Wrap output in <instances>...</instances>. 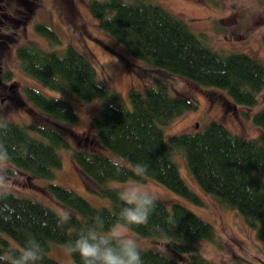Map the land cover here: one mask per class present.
I'll return each instance as SVG.
<instances>
[{
  "label": "trees",
  "instance_id": "1",
  "mask_svg": "<svg viewBox=\"0 0 264 264\" xmlns=\"http://www.w3.org/2000/svg\"><path fill=\"white\" fill-rule=\"evenodd\" d=\"M88 8L103 30L132 57L199 86L222 89L238 105H257L264 89V63L259 59L242 52L219 53L196 36L184 19L148 0H89ZM36 30L49 43L60 42L49 25ZM261 39L264 45V33ZM16 56L22 71L49 89L72 92L87 101L101 100L91 125L102 150L84 146L79 133L67 128L79 121L67 100L26 86L23 93L28 103L49 117L51 124L11 121L4 137L12 157L7 171L12 174L14 168L36 178L52 179L55 169L62 166L58 150L66 149L88 190L108 198L111 205L94 206L74 190L50 183L47 191L72 213V219L60 227L54 209L7 192L0 197V252L35 238L45 248L41 264H62L47 255L51 242L65 245L97 215L111 227L121 202L117 199L119 188L109 182L127 179L112 167L113 156L123 157L129 166L138 162L148 165V181L191 204L202 205L200 195L181 175L173 150L183 155L198 187L241 215L264 243V108L251 116L259 128L256 138L242 137L213 120L204 129L171 135L167 142L163 126L195 109L194 99L171 95L167 85L157 81L143 91L129 90L125 100L108 79L97 77L92 59L71 45L57 53L28 43L17 48ZM131 230L164 246L141 247L143 264H210L195 242H215V228L179 201L158 199L149 223ZM71 256L81 264L78 255Z\"/></svg>",
  "mask_w": 264,
  "mask_h": 264
},
{
  "label": "rangeland",
  "instance_id": "2",
  "mask_svg": "<svg viewBox=\"0 0 264 264\" xmlns=\"http://www.w3.org/2000/svg\"><path fill=\"white\" fill-rule=\"evenodd\" d=\"M148 1L159 4L171 14L184 19L196 36L219 53H247L264 63V45L261 39L264 33L262 14L264 0ZM37 2L42 9L40 14L32 19L38 17L42 23L49 25L58 35L60 42L49 43L31 26L20 35V42L38 45L57 53H63L67 46H73L92 59L97 68V77L108 79L125 100L129 90L143 91L146 86L156 85L157 81H162L167 85L171 95H183L196 101L195 109L186 110L163 126L167 142L171 135L192 132L198 128L204 129L213 120L223 123L231 132L245 138H256L259 135V128L251 121V116L264 108V89L259 94L256 106L250 108L238 105L222 89L199 86L132 57L121 43L103 30L99 20L90 13L89 0H37ZM15 47L16 44L5 51V59L12 68L11 80L6 84L15 83L17 89L9 92L12 100L0 115L6 116L12 111H18L11 117V121L19 124L32 121L51 124L49 117L31 107L23 93L25 86L37 88L49 96L67 100L79 116V121L67 128L79 133L78 138L85 140L84 146L102 150L95 140V129L91 125L101 100H83L75 93L54 91L36 82L22 71ZM60 129L67 132L65 128ZM29 131L34 136L41 137L32 129ZM71 136L69 137L72 143L76 145L74 134ZM58 152L62 166L55 169V176L52 179L36 178L14 168L11 174L7 171L11 167L9 165L4 170L10 183L7 192L29 197L60 213L62 209H66L47 191V186L55 183L74 190L94 206H110L108 198L93 193L85 186V180L74 165L70 151L59 149ZM105 153L107 154V151ZM173 156L189 187L200 195L202 205L187 202L155 181L149 180L148 183L157 190L159 199L166 203L179 201L214 226L215 242L204 239L195 242L210 264H264V243L258 239L255 230L236 211L225 207L215 197L204 193L198 187L191 178L180 152L173 150ZM122 184V181L109 182L110 186L117 188ZM132 234L139 239L142 248H164L163 244L156 240L142 237L133 231ZM47 255L62 264H76L72 256L66 252L64 244L51 242Z\"/></svg>",
  "mask_w": 264,
  "mask_h": 264
},
{
  "label": "clouds",
  "instance_id": "3",
  "mask_svg": "<svg viewBox=\"0 0 264 264\" xmlns=\"http://www.w3.org/2000/svg\"><path fill=\"white\" fill-rule=\"evenodd\" d=\"M8 102L0 104V112ZM0 115V197L7 195L10 187L5 169L11 162V155L4 142L11 117ZM110 163L118 174L127 177L117 190L121 207L111 227H106L102 216L97 215L74 239L64 245L69 255H78L81 264H143L139 239L132 234L134 226L147 225L159 199L157 190L148 183L149 168L144 163L129 166L123 157L114 156ZM72 219L70 210L62 209L59 224L62 227ZM45 248L35 238L17 244L5 252H0V264H41Z\"/></svg>",
  "mask_w": 264,
  "mask_h": 264
},
{
  "label": "flooded vegetation",
  "instance_id": "4",
  "mask_svg": "<svg viewBox=\"0 0 264 264\" xmlns=\"http://www.w3.org/2000/svg\"><path fill=\"white\" fill-rule=\"evenodd\" d=\"M41 5L37 0H0V103L10 102L12 96L9 92L15 91L17 84L9 83L12 76V68L5 59V51L12 48L15 52L18 47L26 43L20 42L22 33L31 26L35 32L43 39L36 27L45 25L40 18L33 20L34 16L40 14ZM26 87V86H25ZM24 87V88H25Z\"/></svg>",
  "mask_w": 264,
  "mask_h": 264
}]
</instances>
